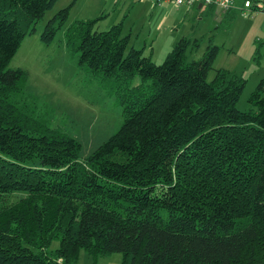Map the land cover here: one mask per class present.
<instances>
[{"label":"trees","instance_id":"trees-1","mask_svg":"<svg viewBox=\"0 0 264 264\" xmlns=\"http://www.w3.org/2000/svg\"><path fill=\"white\" fill-rule=\"evenodd\" d=\"M57 2L0 0V264H77L81 249L95 260L121 253L122 264H264V79L248 99L255 109L242 110V76L219 68L208 79L221 49L212 37L200 58L187 54L200 40L182 38L158 64L129 47L123 22L76 20L68 47L123 106L119 130L81 159V142L27 102L28 72L9 67ZM252 4L240 13L264 12Z\"/></svg>","mask_w":264,"mask_h":264},{"label":"rangeland","instance_id":"rangeland-1","mask_svg":"<svg viewBox=\"0 0 264 264\" xmlns=\"http://www.w3.org/2000/svg\"><path fill=\"white\" fill-rule=\"evenodd\" d=\"M125 1L58 0L37 23L36 31L26 35L9 65L28 72L27 102L35 105L37 114L53 127L81 142V159L119 130L123 123V106L113 89L104 86L79 65V52L68 47L65 32L76 20L104 16L96 25L97 30L123 22L124 35L130 34L129 47L143 49V54L150 55L158 64L182 38L200 40L199 48L192 50L191 44L187 52L189 59H198L212 37L221 49L208 79L212 80L219 68L236 71L246 80L237 106L242 110L255 109L248 99L264 79V12L245 16L239 11L244 0H235L234 18L224 16L219 20L207 13V6H158L160 4L155 5L152 0ZM251 1L264 3V0ZM68 6H71L69 16L55 38L49 43L42 41L40 36L48 20ZM140 81L141 77L136 76L133 84ZM24 194L13 193L9 199L18 200ZM58 245L55 241L52 248ZM122 259L121 253H113L95 260L86 249H81L77 264H122Z\"/></svg>","mask_w":264,"mask_h":264},{"label":"built area","instance_id":"built-area-1","mask_svg":"<svg viewBox=\"0 0 264 264\" xmlns=\"http://www.w3.org/2000/svg\"><path fill=\"white\" fill-rule=\"evenodd\" d=\"M156 5L163 3H171L175 6H193L195 4L203 5H215L216 7H220L221 11H228L233 8L234 0H152ZM252 2L250 0L245 1V6L241 8L242 13H246L252 6ZM260 7L264 6L263 4L259 5Z\"/></svg>","mask_w":264,"mask_h":264},{"label":"crops","instance_id":"crops-1","mask_svg":"<svg viewBox=\"0 0 264 264\" xmlns=\"http://www.w3.org/2000/svg\"><path fill=\"white\" fill-rule=\"evenodd\" d=\"M132 0H126L125 1V3H127V2H131ZM133 1H137V0H133ZM139 4H142V1L139 3ZM155 4V3H154ZM165 4H171V3H163L162 5H158V6H163V5H165ZM156 5V4H155ZM135 7V6H134ZM197 7L198 8H203V7H201V6H199V5H197ZM207 13H209V7H207ZM227 15V13L226 12H221L220 11V13H215L214 14V16L216 17V18H218L219 20H223V18H224V16H226ZM103 18V17H102ZM115 24V23H114ZM125 30V29H124ZM130 35V34H129Z\"/></svg>","mask_w":264,"mask_h":264},{"label":"water","instance_id":"water-1","mask_svg":"<svg viewBox=\"0 0 264 264\" xmlns=\"http://www.w3.org/2000/svg\"><path fill=\"white\" fill-rule=\"evenodd\" d=\"M199 6H201V4H200ZM220 11H221L220 7H217L216 12H217V13H220Z\"/></svg>","mask_w":264,"mask_h":264}]
</instances>
